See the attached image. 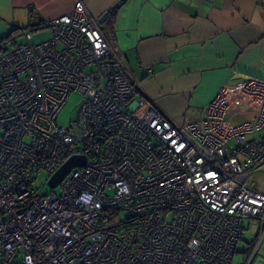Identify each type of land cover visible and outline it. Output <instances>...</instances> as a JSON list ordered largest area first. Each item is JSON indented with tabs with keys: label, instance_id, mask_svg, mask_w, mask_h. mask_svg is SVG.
Here are the masks:
<instances>
[{
	"label": "built area",
	"instance_id": "1",
	"mask_svg": "<svg viewBox=\"0 0 264 264\" xmlns=\"http://www.w3.org/2000/svg\"><path fill=\"white\" fill-rule=\"evenodd\" d=\"M51 37L0 44V264H231L264 192V79L223 87L174 123L144 95L82 0L46 19ZM151 74V69H148ZM82 96L66 126L57 115ZM73 156L56 187L51 176ZM52 189L55 187H51Z\"/></svg>",
	"mask_w": 264,
	"mask_h": 264
},
{
	"label": "crops",
	"instance_id": "2",
	"mask_svg": "<svg viewBox=\"0 0 264 264\" xmlns=\"http://www.w3.org/2000/svg\"><path fill=\"white\" fill-rule=\"evenodd\" d=\"M75 1L0 0V36ZM82 1L98 20L121 0ZM100 27L142 93L179 125L200 119L223 85L264 79V0H122Z\"/></svg>",
	"mask_w": 264,
	"mask_h": 264
},
{
	"label": "rangeland",
	"instance_id": "3",
	"mask_svg": "<svg viewBox=\"0 0 264 264\" xmlns=\"http://www.w3.org/2000/svg\"><path fill=\"white\" fill-rule=\"evenodd\" d=\"M38 28L32 31L31 43H40L51 37V30L49 28H41L40 24L33 26ZM9 33L1 35L0 38H4ZM15 43H7L6 49H11L14 45L25 42L23 36H15ZM82 101V96L76 92H72L64 106L60 109L57 115V124L59 126H66L76 117L77 109ZM49 174L45 171L40 172L35 180V187L41 191L42 194H48L51 191L58 193L59 187L51 188L47 184ZM248 184L251 188L264 192V176L254 175L252 176ZM258 228L259 224L255 219H244L242 222V228L240 238L236 244V253L234 254L231 264H264V243L261 244L259 249H256L258 244Z\"/></svg>",
	"mask_w": 264,
	"mask_h": 264
},
{
	"label": "water",
	"instance_id": "4",
	"mask_svg": "<svg viewBox=\"0 0 264 264\" xmlns=\"http://www.w3.org/2000/svg\"><path fill=\"white\" fill-rule=\"evenodd\" d=\"M122 1V0H121ZM117 2L115 3L110 9L109 11L104 12L99 18H98V23L102 24L108 14L110 12H112L117 6L118 4L121 2ZM85 163V158L83 156H73L71 158H69L63 165L62 167L57 170V172H55L51 178L48 181V185L50 187H56L58 185V183L62 180V178L66 175V173L74 166H81Z\"/></svg>",
	"mask_w": 264,
	"mask_h": 264
},
{
	"label": "trees",
	"instance_id": "5",
	"mask_svg": "<svg viewBox=\"0 0 264 264\" xmlns=\"http://www.w3.org/2000/svg\"><path fill=\"white\" fill-rule=\"evenodd\" d=\"M39 25V24H38ZM28 27L15 28L6 37L0 38V44L15 43V36H19L20 33ZM15 46V45H14ZM6 47V46H5Z\"/></svg>",
	"mask_w": 264,
	"mask_h": 264
}]
</instances>
